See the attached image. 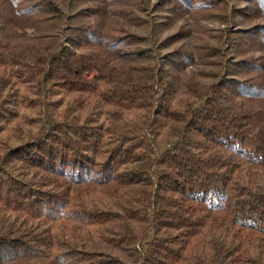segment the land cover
I'll use <instances>...</instances> for the list:
<instances>
[{"label": "trees", "instance_id": "obj_1", "mask_svg": "<svg viewBox=\"0 0 264 264\" xmlns=\"http://www.w3.org/2000/svg\"><path fill=\"white\" fill-rule=\"evenodd\" d=\"M0 264H264V0H0Z\"/></svg>", "mask_w": 264, "mask_h": 264}]
</instances>
